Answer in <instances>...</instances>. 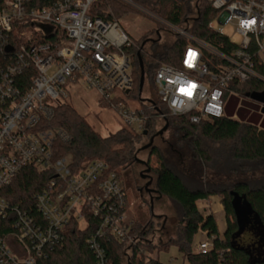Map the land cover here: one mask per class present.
<instances>
[{
	"label": "built area",
	"instance_id": "2783aa9c",
	"mask_svg": "<svg viewBox=\"0 0 264 264\" xmlns=\"http://www.w3.org/2000/svg\"><path fill=\"white\" fill-rule=\"evenodd\" d=\"M117 1L156 18L159 34L163 26L174 39L186 41L180 67L160 63L155 74L158 101L171 116L188 117L192 124L227 117L231 96L247 103L236 86L252 79L264 82L255 71L264 62V0H196L192 17L197 18L200 5L213 12L207 24L214 36L210 42L194 35V19L178 27L133 0ZM98 2L108 5L104 16ZM33 3L0 0V218L7 230L0 235V264H38L64 242L73 223L79 229L94 224L86 244L97 264H108L104 242L136 245L124 181L103 161L76 172L70 158H57L55 144L70 136L48 124L55 104L69 98L72 85L82 83L110 102L124 127L144 132L148 116L143 107L111 102L117 91L131 98L133 59L127 51L139 50L141 39L135 41L120 28L109 0H50L42 7ZM29 29L41 37H31L25 32ZM18 30L28 36L25 41L16 35ZM27 74L29 80L23 78ZM145 103L157 112L152 102ZM28 167L53 176L34 197L37 214L2 195ZM212 248L207 237L197 253Z\"/></svg>",
	"mask_w": 264,
	"mask_h": 264
},
{
	"label": "trees",
	"instance_id": "16d2710c",
	"mask_svg": "<svg viewBox=\"0 0 264 264\" xmlns=\"http://www.w3.org/2000/svg\"><path fill=\"white\" fill-rule=\"evenodd\" d=\"M133 1L143 9L178 27H184L188 21L194 19L192 27L194 35L201 40L209 42L214 40L213 34L207 30V24L213 19V12L207 5H203V8L200 5L197 18H194L192 14L196 12L194 11L196 0ZM49 2L50 0H34L32 7H42ZM109 5L117 18L135 12L133 8L117 0H109ZM96 6L100 8V15L104 16L103 11L108 5L98 2ZM149 34L150 32L146 35ZM143 40L145 38H141L140 42ZM146 43L147 41L145 45ZM145 45L141 46L139 43V50L127 51L133 59L134 87L131 97H140L142 107L148 116L144 132L135 133L124 127L114 134L102 137L90 127L69 102H60L55 104L54 116L48 125L63 129L70 136V140L55 144L57 158H70L71 167L76 172L83 170L88 163L100 160L123 180L127 170L131 169L135 163H141L137 158L140 150L136 149V145L143 138H149L150 143L157 121H163L164 126L168 124V128L173 129L175 143L172 145L177 147L183 143L189 145L193 158L204 165L212 164V170L216 176H224L225 181L203 182L206 172L201 164L198 168L200 182L196 185H188L169 166L154 144L147 148L150 149L149 156L142 164L156 176V193L167 198L179 209L183 228L179 231L177 240L155 244L149 239L153 229L151 224L141 227L136 220L133 229V234L136 236L135 246H128L116 240L103 243L108 264H162L152 255L167 251L174 245L179 248L188 264H264V259L254 260L250 251L238 245V240L235 239L238 224L232 195V193L238 194L248 202L264 233V131L259 130L253 122L246 121L240 111L238 116L241 121L228 116L206 120L200 124H192L188 117L171 116L167 107L158 101L156 88L155 97L151 100L142 98L139 52L143 64L144 85L148 78L147 74H150L153 75L152 85L155 87V74L160 63L180 67L186 41L177 38L171 46L155 49L152 55L147 56L144 51ZM255 71L264 79V62L257 63ZM23 78L29 80L28 74ZM236 91L240 96L249 98L252 95L264 96V82L252 79L236 86ZM146 101L152 102L157 112L150 110ZM161 115L164 118H161ZM145 132H147L146 136ZM197 135L200 136L197 137ZM201 139L227 145L224 146L227 151L216 150L210 153L203 146ZM145 149L144 147L142 150ZM152 159L155 160V168L151 167ZM52 177L50 173H41L32 167L25 168L16 176L12 184L3 190L2 195L11 204L20 205L22 208L31 210L32 214H37L34 210V197L44 190ZM214 196L221 198L223 215L227 222V229L222 239L219 236L216 217L214 215L204 217L197 208V202L208 201ZM89 223H95V221L89 220ZM92 226L79 229L78 224L73 223L64 242L56 246L47 258L39 260L38 264H97L94 252L86 244L87 238L94 231ZM6 232L4 221L0 218V235ZM200 232L206 233L208 239L212 241V250L205 254L193 251L194 238Z\"/></svg>",
	"mask_w": 264,
	"mask_h": 264
},
{
	"label": "rangeland",
	"instance_id": "374dc122",
	"mask_svg": "<svg viewBox=\"0 0 264 264\" xmlns=\"http://www.w3.org/2000/svg\"><path fill=\"white\" fill-rule=\"evenodd\" d=\"M134 13L136 12H131L120 18L119 26L135 41L145 38V40L140 42V45L142 46L143 43L147 41L144 50L146 56L152 55L155 49H163L164 46H171L175 42V39L170 32L163 26H160L161 32L160 34L158 33L157 29L159 28L160 23L156 18L146 12ZM25 32L30 33V36L33 38L35 37L36 39L41 37L36 29H29ZM148 32H150V34L146 35ZM16 35L21 37L20 39H22V41H25L28 38V36H21L19 30L16 32ZM147 75L148 78L145 81L142 98L151 100L152 97H155V87L152 85L153 75ZM68 91L69 98L66 101L69 102L90 127L102 137H107L124 128L123 123L112 109L110 102L105 100L101 101L100 95L96 91L89 89L82 83L72 85ZM240 99L241 98L237 96H231L229 98L226 105L227 117L229 116L228 114H230L235 117L234 120L241 121V118L238 116L239 111L246 121L253 114H259L261 117H264V115L253 108L254 102L244 97L245 102H247L246 105L242 104ZM111 102L114 104L124 102L131 108H140L143 104L139 96L128 98V96L121 91L116 92V98L111 99ZM259 110H261V106H259ZM255 126L260 128V125L255 124ZM164 127L163 121H157L156 130L153 135L158 134ZM199 136L200 135H197V137ZM201 140L203 141V146L206 147L210 153L216 150L227 151L226 147H224L227 145L215 144L203 139ZM173 143H175L174 132L172 127H170L162 135L157 136L154 145L164 156L169 166L183 178L185 183L188 185L198 184V182H200L198 168L202 163L193 158L189 145L183 143L177 147V145H172ZM148 144L149 138H143L136 145V149L140 150L137 154L139 160L147 161L150 149H142ZM155 166V160L152 159L151 167L155 168ZM202 166L204 172H206L204 176L205 180L203 182L209 180L210 183L215 181H225L224 176H216L215 172L212 170V164H202ZM142 175L151 176V182H149V178H143ZM123 181L131 204L129 216L132 217L134 221L137 220L141 227L151 224L153 229L150 232L149 239L155 242V244H159L163 241V236L166 234L167 236H164L165 242L169 240H177L179 231L183 228L182 215H180L179 209L173 203L156 193V176L152 173H146V167L142 163H135L131 169L124 173ZM147 181L150 184L148 191L145 190ZM140 189H142V192H140ZM214 197L221 202L220 197ZM204 205V203H198V208L199 212L206 217L208 214L203 211L205 208ZM214 206H216V203ZM215 217L219 226L222 228L224 215L219 214ZM83 226L84 225H82V227ZM202 237L203 234L199 233L196 240L198 241ZM237 240L238 245L251 251L255 258H264V233L256 220L252 219L249 229L237 238ZM193 251H195L194 247ZM152 256L158 258L162 264L187 263L183 254L175 245L171 246L167 251H162L158 254L154 253Z\"/></svg>",
	"mask_w": 264,
	"mask_h": 264
},
{
	"label": "water",
	"instance_id": "95a60500",
	"mask_svg": "<svg viewBox=\"0 0 264 264\" xmlns=\"http://www.w3.org/2000/svg\"><path fill=\"white\" fill-rule=\"evenodd\" d=\"M145 45V42L143 43L142 46ZM139 60H140V65H141V79H140V91L143 89L144 85V71H143V64H142V59H141V54L139 52L138 54ZM251 101L254 102V109L258 112H260L262 115H264V96L263 95H252L250 98ZM259 106H261V110H259ZM166 130H168V124L157 134V135H162ZM147 135V132H145V136ZM155 140V136H153L150 139V143L145 147L150 148L153 146ZM145 163V162H144ZM234 196V209L236 213V218H237V224H238V232L235 235V239L239 238L246 230L249 229L252 219L256 220L258 224V218L256 215H254L252 208L248 204V202L243 198L240 197L238 194L232 193Z\"/></svg>",
	"mask_w": 264,
	"mask_h": 264
},
{
	"label": "crops",
	"instance_id": "0c3cea01",
	"mask_svg": "<svg viewBox=\"0 0 264 264\" xmlns=\"http://www.w3.org/2000/svg\"><path fill=\"white\" fill-rule=\"evenodd\" d=\"M227 115V114H226ZM229 117L231 119H235L234 116L228 114ZM247 121H250V122H253L254 124L256 125H260V128L257 127L259 130H262L264 131V117H261L259 114L258 115H255L253 114ZM198 203H204V210L206 214L208 215H219V214H223V206L221 204V202L219 200H217V198L213 197V198H210L208 201H199L197 202V208H198ZM216 203V206H214ZM199 210V208H198ZM217 227H218V231H219V236L220 238L222 239L224 237V234L226 232V229H227V222H226V219L224 217V221H223V226L222 228L219 226V223L217 222ZM165 237L167 236L166 234L164 235ZM163 236V241H164V237ZM197 237V236H196ZM196 237L194 238V241H193V247L195 248V252H197V246L199 243H201L203 240H205L207 238V234H203V237L200 238L198 241L196 240ZM188 264V263H186Z\"/></svg>",
	"mask_w": 264,
	"mask_h": 264
},
{
	"label": "flooded vegetation",
	"instance_id": "af4514ba",
	"mask_svg": "<svg viewBox=\"0 0 264 264\" xmlns=\"http://www.w3.org/2000/svg\"><path fill=\"white\" fill-rule=\"evenodd\" d=\"M154 136H155V139H156L158 135L156 134V135H154ZM154 141H155V140H154ZM140 162H141V163H144L145 161L140 160ZM145 167H146V166H145ZM146 173H149V174H150L151 171L148 170V169H146ZM142 177H143V178H144V177H145V178H149V179H150L149 182H151V180H152V179H151L152 177L149 176V175H142ZM149 182L147 181V183H146V186H145V190H146V191L149 190V186H150ZM140 192H142V189H140ZM250 253L253 255V253H252L251 251H250ZM253 258H254V260H257V258H255L254 255H253ZM261 259H264V258H261ZM258 260H259V259H258Z\"/></svg>",
	"mask_w": 264,
	"mask_h": 264
}]
</instances>
